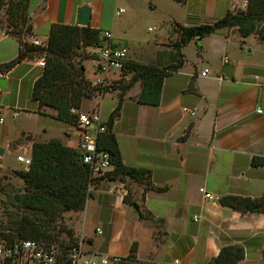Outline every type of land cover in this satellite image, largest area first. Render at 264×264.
<instances>
[{"label":"crops","instance_id":"obj_1","mask_svg":"<svg viewBox=\"0 0 264 264\" xmlns=\"http://www.w3.org/2000/svg\"><path fill=\"white\" fill-rule=\"evenodd\" d=\"M142 3L150 13L137 0H27L31 36L46 45L53 25L78 26L79 12L86 8L90 28L110 32L124 44L129 62L167 67L174 62L179 27L213 25L235 13L236 5L234 0ZM147 20L155 25L152 36L144 33ZM18 54L17 39L0 27V68ZM181 55L184 65L164 80L159 106L136 103L137 83L124 96L113 126L123 164L150 171L153 188L166 191L132 181L128 190L120 182L103 181L82 212L65 214L66 222L74 240L92 255L127 259L136 244L139 263L211 264L223 248L238 246L244 251L241 264H264V214H242L200 193L220 200L257 199L264 192V167L252 164L264 159V86L255 80L264 78V44L255 35L242 40L235 28H227L192 40ZM41 74L35 59L0 74L7 80V91L0 90V169L16 164L18 156L29 157L34 141L57 139L77 149L78 131L57 120L56 111L47 115L72 127V133L64 129L53 136L28 125V119L42 116L31 98ZM108 94L115 95L113 107L105 112L98 106L104 122L119 103L116 93L100 100ZM141 214L149 218L140 220Z\"/></svg>","mask_w":264,"mask_h":264},{"label":"trees","instance_id":"obj_2","mask_svg":"<svg viewBox=\"0 0 264 264\" xmlns=\"http://www.w3.org/2000/svg\"><path fill=\"white\" fill-rule=\"evenodd\" d=\"M15 3V4H14ZM6 4L8 21L14 30L26 23V34L32 35V26L27 17V0H19ZM0 0V8L4 6ZM28 21V23H27ZM235 28L242 40L255 35L257 40L264 44V1H255L249 4L245 12L228 13L222 20L210 26L191 28H178L179 39L173 45L175 58L173 64L167 67L154 65H140L129 62L125 76L129 77L125 84L119 87V103L106 122L107 131L97 138V150L105 152L110 157L114 169L102 178L108 182H121L124 179L142 185L146 190L154 189L162 193L166 189H155L151 184V173L145 169H136L125 166L118 147L113 126L126 93L137 83L141 91L135 98L139 105L157 107L164 80L172 73L177 72L184 65L181 49L192 40L201 41L203 38L215 34L221 29ZM11 31V30H10ZM6 30L14 37L13 33ZM12 32V31H11ZM20 32V31H19ZM19 54L15 60L0 68V74L7 73L25 59L38 55H45L46 67L40 78L34 83L32 101L38 104L39 110L49 108L56 111V119L66 122L74 127L77 125L76 116L70 113L71 109L80 111L84 100L94 93L102 90L92 88L85 76V67L82 62L93 60L86 53L88 48L103 46L101 32L87 27L53 25L49 32L46 48L19 42ZM113 91L117 89L112 88ZM111 92L104 91V94ZM31 165L29 171L19 172L17 175L24 185V194H17L14 199L16 211L24 209L35 216H19L13 213L14 220L11 227L19 234V238L40 240L48 244L76 245L73 234L62 231L68 236V241L63 242L48 233L54 229L52 224L61 215L70 212H82L93 193L89 191L90 174L86 165L81 161V154L77 149L66 146L57 139L48 142L34 141L31 147ZM254 166L264 167V159L254 158ZM93 182V183H94ZM128 195L123 201L128 205ZM222 206L231 208L242 214H264V192L260 198H240L233 196L222 197L219 200ZM43 214L48 215L44 223ZM149 215L141 214L140 220L148 219ZM38 222V223H37ZM45 225H42V224ZM47 227L46 230H43ZM3 238H14L3 235ZM137 245L133 244L130 254L120 264H144L136 261ZM244 259L243 248L229 246L223 248L218 257L211 264H241ZM4 264H11L7 260Z\"/></svg>","mask_w":264,"mask_h":264},{"label":"built area","instance_id":"obj_3","mask_svg":"<svg viewBox=\"0 0 264 264\" xmlns=\"http://www.w3.org/2000/svg\"><path fill=\"white\" fill-rule=\"evenodd\" d=\"M264 0H234L235 13L245 12L252 2ZM123 11L116 13L119 16ZM103 46L97 48V58L95 60L94 75L95 80H90L92 88L102 90L99 94L104 95V91H111L113 87H120L123 84L126 68L129 63L128 48L116 42L110 32L101 34ZM38 45L40 43L35 42ZM38 67H46L45 57L40 58ZM208 71L205 70L201 76L205 77ZM260 86H264V78H255ZM184 112H188L184 109ZM70 113L77 118L76 130L79 136L77 150L81 154V161L87 166L90 174V185L96 179L102 178L105 174L114 169L110 162V157L105 152L97 150V138L100 134L107 131L106 122L101 119L98 111L82 112L81 110L71 109ZM261 110H257L260 114ZM194 115V113H191ZM17 116V114H14ZM4 124V119L0 118V125ZM17 162L22 164L24 171H29L32 159L31 156H18ZM200 193L209 202H217L219 199L212 194L201 189ZM100 233V232H99ZM7 260L11 264H120L124 259L119 256L92 255L86 252L84 247L76 245L48 244L40 240L23 238H3L0 236V263ZM171 264H180L179 260Z\"/></svg>","mask_w":264,"mask_h":264},{"label":"rangeland","instance_id":"obj_4","mask_svg":"<svg viewBox=\"0 0 264 264\" xmlns=\"http://www.w3.org/2000/svg\"><path fill=\"white\" fill-rule=\"evenodd\" d=\"M19 0H4V6H2L0 8V27L10 31V33L14 35V37L17 39V41L22 42L23 43H27L29 45H33V46H38L36 44H34L35 42H38L36 40L33 39V37L31 35L26 34L25 30H26V23H22L20 25L19 29H15L13 28V26L10 24V22L8 21L9 15L6 12V4L12 2H16ZM139 2V5L142 6L143 11H146L147 13H150L149 10V6L147 4H143L142 0H137ZM15 4V3H14ZM28 17V16H27ZM28 21L30 22V19L28 18ZM27 21V23H28ZM151 21L147 20L144 24V33L147 35H154L153 31H149V29L153 30L155 28L154 24H148ZM20 31V32H19ZM39 43V42H38ZM39 46L41 48H46V45H42L39 44ZM38 46V47H39ZM86 53L91 56V58L93 60H88L85 62H82L81 64L84 65L85 67V72H86V78L87 80L90 82V80H95L96 76L94 75V68H95V60L97 58V49L96 48H88L86 50ZM45 57V55H38L35 56L34 58L31 59H35L36 61V65L38 67V62H40V58ZM46 61V60H45ZM39 68V67H38ZM43 72V70H42ZM129 78V77H128ZM128 80V79H127ZM127 80L124 79L123 84H125V82H127ZM122 84V85H123ZM117 90L113 91V89L111 90V92L108 93H119V87H115ZM102 94L94 93L91 96L87 97L84 100L83 106L81 108L82 112H90L91 110L93 111H98V106L101 103L102 105L100 106V109H102L103 111H109L112 107V101L115 100V95L113 94H108L105 96L104 100H100ZM108 109V110H106ZM51 111H54L53 109H49V108H43L42 110H39V114H42V116L40 117H35L32 120L28 119V125L29 127H31L34 131H48L50 135L56 136L58 134H61L62 131L64 129H67L70 133H72L73 128L66 126L63 123H59L55 120H53L51 117H49ZM104 112V113H105ZM25 117V115H24ZM21 123V121H20ZM23 138L20 137V142H23ZM32 147V146H31ZM23 156V155H21ZM26 157V156H24ZM27 158V157H26ZM16 164H14L13 166L10 167H5L4 169H0V236L3 235H10V237H14V238H19V234L16 230H14L11 227V222L14 220V216L13 213H18L19 216H35L34 214H32L31 212L25 211L24 209L21 210H17L15 209V204H14V199L16 198L17 194H24V185L22 180L18 177V173L19 172H23V166L22 164H19L17 162H15ZM105 180H99L94 182L92 185L89 186V191L93 192L94 190L99 188V185L101 182H103ZM128 181L126 179H124V181H121L120 183L126 187V189L129 190V185H128ZM67 214V213H66ZM41 220L45 223L48 220V215L47 214H43L41 216ZM38 223V222H37ZM42 225H45V224ZM53 226H55V228L48 230V233L54 237H58L59 240L63 241V242H67L68 241V236L64 233V231H69L71 232V230L69 229V223L66 222V217L65 214H61L56 220L55 222L52 224ZM65 229L64 231H62V229ZM47 227H44L43 230H46ZM72 233V232H71ZM66 244V243H64ZM5 263V262H4ZM4 263H0V264H4Z\"/></svg>","mask_w":264,"mask_h":264},{"label":"water","instance_id":"obj_5","mask_svg":"<svg viewBox=\"0 0 264 264\" xmlns=\"http://www.w3.org/2000/svg\"><path fill=\"white\" fill-rule=\"evenodd\" d=\"M90 19V12L88 9L83 8L79 12L78 26L79 27H87ZM0 90L2 92L7 91V80L5 77H0ZM82 133V132H78ZM135 210H138L137 206L134 207Z\"/></svg>","mask_w":264,"mask_h":264}]
</instances>
